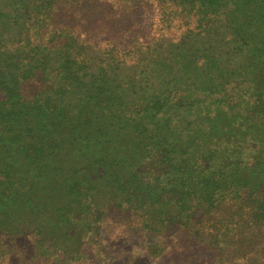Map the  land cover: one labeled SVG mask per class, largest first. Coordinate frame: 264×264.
Masks as SVG:
<instances>
[{
	"label": "trees",
	"instance_id": "trees-1",
	"mask_svg": "<svg viewBox=\"0 0 264 264\" xmlns=\"http://www.w3.org/2000/svg\"><path fill=\"white\" fill-rule=\"evenodd\" d=\"M137 1L114 21L136 35L152 6L154 38L123 48L84 27L101 0H0V261L115 237L264 264V0Z\"/></svg>",
	"mask_w": 264,
	"mask_h": 264
},
{
	"label": "rangeland",
	"instance_id": "rangeland-1",
	"mask_svg": "<svg viewBox=\"0 0 264 264\" xmlns=\"http://www.w3.org/2000/svg\"><path fill=\"white\" fill-rule=\"evenodd\" d=\"M101 2L105 6L103 7V13L96 14L87 23H84L85 28L93 31L95 40H99V42L102 40H110L116 45L122 46L124 48L128 47L133 42H137L139 38L140 41L141 38H144V41H151L154 38L150 37V39H147L145 38V35L149 32L150 29L154 28L155 26L157 27V23L155 26L154 24L157 21V17H159L158 9H155L152 6L148 7L145 19L140 23L137 22V26L133 27L132 29L134 33H137L136 35L123 34L121 32L125 28V25L122 23V21L124 20H121L119 17V21H114V17L112 16L113 13L116 15H120L123 12H120L121 10H123L122 0H101ZM139 2L143 1L138 0L137 3ZM90 9L91 5L85 7L84 10L78 13L80 15H86L83 17V20H85L87 16L93 14V11ZM133 37L137 38L133 39ZM107 234L108 236L113 235V233H111L110 231H108ZM151 242L152 240L149 243ZM153 242L155 243L156 240L154 239ZM126 243L127 241L123 242L119 239H115L114 237L112 239V247L101 248L100 246H96L95 248L90 249L91 246H87L82 249V253L94 254L97 252H101L103 254H106V257L103 259L99 257L97 260H93L90 259L87 255V257L83 256L81 258L82 261H77L76 259H78V257L72 258L71 256H62L57 260L55 258L53 261H48L47 259H44L45 256L41 255L42 251L39 252L40 254H37L36 251H34L33 238L26 237L20 239L16 243V248H14L13 250L14 256L7 260V262L1 260L0 264H88L91 260L94 261H92V264H171L169 259V254L171 251L170 244H168V250L164 253H162V250L151 248L143 253L140 257H137L135 256L136 253L134 254V256L129 254ZM44 255L47 256V254Z\"/></svg>",
	"mask_w": 264,
	"mask_h": 264
}]
</instances>
